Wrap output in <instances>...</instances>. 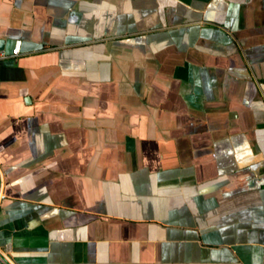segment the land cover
Listing matches in <instances>:
<instances>
[{"label": "crops", "instance_id": "obj_1", "mask_svg": "<svg viewBox=\"0 0 264 264\" xmlns=\"http://www.w3.org/2000/svg\"><path fill=\"white\" fill-rule=\"evenodd\" d=\"M16 42L14 264H264V0H0Z\"/></svg>", "mask_w": 264, "mask_h": 264}, {"label": "built area", "instance_id": "obj_2", "mask_svg": "<svg viewBox=\"0 0 264 264\" xmlns=\"http://www.w3.org/2000/svg\"><path fill=\"white\" fill-rule=\"evenodd\" d=\"M20 55L19 52V43L16 42L11 49L10 53L7 55L3 51H0V61L6 60L8 58H14ZM0 264H14L8 255L0 249Z\"/></svg>", "mask_w": 264, "mask_h": 264}]
</instances>
